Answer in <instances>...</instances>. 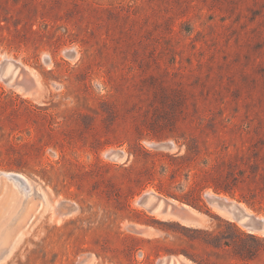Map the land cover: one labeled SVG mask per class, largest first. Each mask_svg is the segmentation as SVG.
<instances>
[{
    "label": "rangeland",
    "instance_id": "1",
    "mask_svg": "<svg viewBox=\"0 0 264 264\" xmlns=\"http://www.w3.org/2000/svg\"><path fill=\"white\" fill-rule=\"evenodd\" d=\"M170 256L264 264V0H0V264Z\"/></svg>",
    "mask_w": 264,
    "mask_h": 264
},
{
    "label": "water",
    "instance_id": "2",
    "mask_svg": "<svg viewBox=\"0 0 264 264\" xmlns=\"http://www.w3.org/2000/svg\"><path fill=\"white\" fill-rule=\"evenodd\" d=\"M15 68H18V66H15ZM13 76V74H12ZM12 78V77H11ZM161 147V146H160ZM109 156L111 158H118L121 156L120 152L118 151H112L109 153ZM21 178V177H19ZM22 179V178H21ZM208 200L215 205L217 208L226 211L232 216V219L235 221L240 222L245 228H247L248 231H257L262 230L263 223L261 220H258L257 218H254L250 215H248L245 210L240 207L239 205L228 201L224 198L210 196L208 197ZM139 203L144 206L148 212L155 213L158 211L160 214H172L179 219L183 221H192L195 222L196 218L191 212V207L184 205L181 207H178L174 205L173 203L167 201L166 199H163L159 196H156L154 194H147L144 195ZM165 264H185L183 260L178 259L176 257H169L166 259Z\"/></svg>",
    "mask_w": 264,
    "mask_h": 264
},
{
    "label": "bare ground",
    "instance_id": "3",
    "mask_svg": "<svg viewBox=\"0 0 264 264\" xmlns=\"http://www.w3.org/2000/svg\"><path fill=\"white\" fill-rule=\"evenodd\" d=\"M7 62V61H6ZM8 178H12L13 180H15V182L16 181H20L21 183H25V181L23 180V178L21 177V176H19V175H15V174H8V175H6ZM19 177H21V178H19ZM17 183V182H16ZM21 183L19 184V187H21ZM18 184V183H17ZM219 209V208H218ZM220 211L219 212H221V213H223L225 216H226V218L227 219H230V220H233L232 219V216L229 214V213H227L226 211H224V210H221V209H219ZM194 213H195V211L194 210H192ZM154 214H158V215H161V216H163V217H165V215H170V214H160L158 211H156ZM161 216H159V217H161ZM173 216V215H172ZM170 218H174V219H177V218H175V217H170ZM178 221H180V222H182L183 224H186L185 222L186 221H183V220H179V218L177 219Z\"/></svg>",
    "mask_w": 264,
    "mask_h": 264
},
{
    "label": "crops",
    "instance_id": "4",
    "mask_svg": "<svg viewBox=\"0 0 264 264\" xmlns=\"http://www.w3.org/2000/svg\"><path fill=\"white\" fill-rule=\"evenodd\" d=\"M192 210H195V209H191V212H192V214L195 216V218H196V221L195 222H192V221H187V222H185L186 224V226H189V227H195V226H198V225H200L201 224V221H202V219H201V215H200V213H198L197 211V213H194ZM167 214H169V213H167ZM163 217V216H162ZM170 217H175V218H177L176 216H172V214H170V215H165V217H163V219H171ZM178 219V218H177ZM180 220V219H179Z\"/></svg>",
    "mask_w": 264,
    "mask_h": 264
},
{
    "label": "flooded vegetation",
    "instance_id": "5",
    "mask_svg": "<svg viewBox=\"0 0 264 264\" xmlns=\"http://www.w3.org/2000/svg\"><path fill=\"white\" fill-rule=\"evenodd\" d=\"M18 187H19V184H18Z\"/></svg>",
    "mask_w": 264,
    "mask_h": 264
}]
</instances>
